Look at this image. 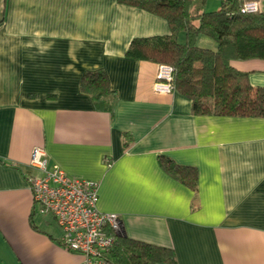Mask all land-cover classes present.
<instances>
[{
	"label": "crops",
	"instance_id": "obj_1",
	"mask_svg": "<svg viewBox=\"0 0 264 264\" xmlns=\"http://www.w3.org/2000/svg\"><path fill=\"white\" fill-rule=\"evenodd\" d=\"M169 33L163 16L117 0H0V264H83L33 204L34 146L97 181L98 209L119 214L126 236L172 249L159 264H264V117L195 114L177 91L155 92L158 64L125 51ZM231 64L264 87L263 59ZM94 69L114 91L112 112L80 87ZM161 156L193 167L195 184Z\"/></svg>",
	"mask_w": 264,
	"mask_h": 264
},
{
	"label": "trees",
	"instance_id": "obj_2",
	"mask_svg": "<svg viewBox=\"0 0 264 264\" xmlns=\"http://www.w3.org/2000/svg\"><path fill=\"white\" fill-rule=\"evenodd\" d=\"M166 18L170 33L135 37L125 55L173 67V91L191 101L195 114L264 117V87L252 86L248 72L231 61L264 60V10L241 12L237 0H223L219 9L203 10V0H117ZM179 32L184 33L179 41ZM214 41L215 48L197 44L199 36ZM80 87L91 94L98 108L112 112L114 96L103 69L83 73ZM161 165L193 186L195 169L161 156ZM106 264H159L174 261L172 249L119 233L105 252Z\"/></svg>",
	"mask_w": 264,
	"mask_h": 264
},
{
	"label": "built area",
	"instance_id": "obj_3",
	"mask_svg": "<svg viewBox=\"0 0 264 264\" xmlns=\"http://www.w3.org/2000/svg\"><path fill=\"white\" fill-rule=\"evenodd\" d=\"M241 12L260 8L259 0H237ZM173 67L158 64L152 88L158 93L173 91ZM29 165L37 172L28 176L33 204L50 214L61 230L59 242L78 253L83 264H106L105 252L121 233V217L98 209V182L71 177L57 164H49L42 146H34Z\"/></svg>",
	"mask_w": 264,
	"mask_h": 264
},
{
	"label": "rangeland",
	"instance_id": "obj_4",
	"mask_svg": "<svg viewBox=\"0 0 264 264\" xmlns=\"http://www.w3.org/2000/svg\"><path fill=\"white\" fill-rule=\"evenodd\" d=\"M203 37H205L206 38V41L204 42V43H202L203 45V47L204 48H210V49H214L215 47H212L211 46V42L214 44V41L213 40H211L210 38H208V37H206V36H203ZM211 41V42H210Z\"/></svg>",
	"mask_w": 264,
	"mask_h": 264
},
{
	"label": "water",
	"instance_id": "obj_5",
	"mask_svg": "<svg viewBox=\"0 0 264 264\" xmlns=\"http://www.w3.org/2000/svg\"><path fill=\"white\" fill-rule=\"evenodd\" d=\"M121 229H122V233H123V232H124V231H123V228L121 227Z\"/></svg>",
	"mask_w": 264,
	"mask_h": 264
}]
</instances>
